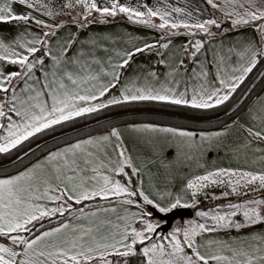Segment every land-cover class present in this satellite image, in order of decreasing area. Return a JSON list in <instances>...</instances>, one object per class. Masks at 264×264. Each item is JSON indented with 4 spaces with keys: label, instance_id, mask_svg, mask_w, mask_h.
<instances>
[{
    "label": "snow or ice",
    "instance_id": "6c2138e0",
    "mask_svg": "<svg viewBox=\"0 0 264 264\" xmlns=\"http://www.w3.org/2000/svg\"><path fill=\"white\" fill-rule=\"evenodd\" d=\"M206 2L221 12L233 30L252 27L258 34L259 44L248 41L228 47L226 54L218 51L212 79H209L207 66L197 62L199 70L193 68L189 78L193 82L191 95L188 83L185 81L181 90L182 82L176 79L180 68L187 71L181 59L164 82L159 81L156 72H149L147 76L130 80L120 89L119 96L104 102L101 98L121 83L120 70L126 68L137 53L169 48L171 37L178 35L181 28L190 36L203 34L208 38L216 35L211 30L213 27L221 33L229 29L215 18L194 23L177 19L173 14L184 13L181 7L169 10L146 3L133 7L121 0H104L103 3L64 0L57 8L53 0H0V24L16 29L11 36L0 34V132H3L0 154L10 153L54 126L109 105L156 101L212 109L224 104L264 58V0ZM121 14L133 23L160 29L161 40L131 49H109L99 44V38L92 37L84 42L91 45L92 51L81 49L75 57L67 58L78 42L77 35L70 34L66 40H60L57 33L61 29L72 24L79 30ZM64 15L69 19L61 20ZM49 17L53 18L51 22L46 19ZM157 18L159 23L155 22ZM103 39L116 42L111 37ZM204 46V40H189L184 53L195 62ZM100 47L111 55L106 59L96 56L95 49ZM233 56L236 57L235 65L228 66ZM46 60L51 63L46 64ZM250 118L264 126V109L252 111ZM132 130L165 134V142L173 149L184 145L197 147V137L202 146L224 134L197 133L155 124L133 125ZM245 132V148L253 140L264 143V127L261 130L246 128ZM164 146L160 145L161 152ZM109 150L114 155H110ZM257 151L264 152V149ZM259 159L264 161V156ZM126 169L136 175L141 172L134 166L120 130L112 128L107 135L78 140L51 151L43 160L16 174L0 175V264H113L109 258L113 255L136 256L138 244L141 245L142 264H264V232L231 240L205 239L206 233L218 230L240 231L264 225V196L229 201L215 209L200 211L198 216L205 218L204 222L189 221L184 227L159 236V224L153 222L152 212L147 209L153 207L168 212L180 205V197H175V202L167 207L161 206L146 194L142 182L133 186L132 176ZM118 176L127 179L122 182ZM209 185L230 188L223 192V198L264 192V170L218 167L195 175L185 188L195 198ZM155 196L163 200L165 196L171 198L172 194L156 190ZM97 200L110 205L115 200L122 210L104 205L90 208L86 204ZM132 207L137 210L131 211ZM54 217L64 219L57 226L46 228L45 221L51 223ZM124 264H127L126 259Z\"/></svg>",
    "mask_w": 264,
    "mask_h": 264
},
{
    "label": "crops",
    "instance_id": "0c3cea01",
    "mask_svg": "<svg viewBox=\"0 0 264 264\" xmlns=\"http://www.w3.org/2000/svg\"><path fill=\"white\" fill-rule=\"evenodd\" d=\"M99 2L103 3L104 0H99ZM121 3H128L133 7L146 3L151 7H165L169 10L175 7H181L185 10L184 13H174L173 15L177 19H186L189 23H194L196 20H204L208 18L216 19L221 16V13L207 4L206 0H121ZM187 13H191V15H187ZM46 19L51 22L53 18L49 17ZM155 22L159 23L158 18ZM227 29H229V31L224 33H221L218 29L215 31L212 30L213 33H216V35L212 38H208L203 34L193 37L186 34L185 29H179V34L171 37L169 48H156L151 51L146 50L143 53H137L133 57L130 64L126 68L120 70L122 72L121 83L117 85L116 88L111 89L109 93H106L101 100L106 102L107 99H110L112 96H119L120 89L126 83L130 80H135L137 77L147 76L149 72H156L159 81L164 82L167 78V74L172 70V68L179 64L181 59L184 60L187 71H185V68L183 67L180 68V72L176 76V79L181 80L182 82L181 90L185 86L184 82L186 81L188 83L189 95H191L193 82L189 78L192 75L193 68H197V70H199L197 62H203L207 66L209 79H212L216 70L215 54L218 51L226 54V49L228 47H231L234 44L239 45L240 43L248 41L259 44L258 34L254 32L250 26H241L239 29L235 30H233L231 26ZM15 31L16 29L12 25L0 24V34L11 36L15 34ZM70 34H76L78 42L70 49L67 57L68 59L75 57L81 49L85 52L92 51L91 45L84 43L92 37L99 38L98 42L102 47H107L109 49H131L133 46L142 47L145 43L154 44L157 41H160L161 36L163 35L160 29L133 23L123 14L118 15L111 21L94 22L86 28L79 30L75 25L69 24L57 33V38L60 40H66ZM103 37H111L116 42L113 43L112 40H104ZM194 39L205 41L204 49H202L201 53L197 54L195 62L184 53V46L189 40ZM52 43L53 51H55V40ZM221 44H223L222 48ZM102 47L95 49V55L102 59H106L108 55H111V53H105L102 50ZM161 60L166 61V63H160ZM235 62L236 57L233 56L230 65L228 66H234ZM50 63L51 61L46 60V64ZM37 75L40 74L37 73ZM262 109H264V89L245 109V111H243L237 122L230 126L212 129L184 127V129L196 131L197 133H224L220 137H214L211 141L203 143L202 146H199L200 142L197 137V147L184 145L177 149H173L165 142V134L142 133L134 132L132 130L133 125L140 124H155L163 127H174L170 125L155 122H132L120 124L115 128L120 130L121 138L127 147L128 153L132 157L134 166L141 169L139 174L140 183L142 182V187L146 194H150V197L154 198L156 202L161 204L163 207H167L170 203L175 202V197L179 196L180 205L177 207L193 208L197 204V197L193 198L190 192L186 190L185 186L187 181L195 175H202L206 170H213L218 167L254 171L264 170V161L259 159V157L264 156V152L257 151V149H264V143H257L253 140L252 144L245 148L247 138L245 129L251 127L254 128V130H261V128L264 127L259 122L253 121L250 118L252 111L260 112ZM110 130L111 129L57 146L44 153L25 167L31 166L32 164L43 160L44 157L51 151H56L57 149L63 148L68 144L75 143L78 140L107 135ZM2 135L3 132H0V136ZM161 144L165 145L162 152L160 151ZM109 154L114 155L111 153V150H109ZM161 160H163V164L161 163ZM169 162H171L170 166L164 167V164H168ZM24 168L18 171H21ZM16 173L17 171L6 175H13ZM117 179H119V176ZM156 190L163 193L170 192L172 196L171 198L165 196L163 200H160L155 196ZM194 204L195 206H193ZM97 205L116 206L118 211L122 210L117 201H112L111 205L109 202ZM97 205L90 206V208H94ZM216 207L217 206H215L214 203L211 205L210 209L199 211H209L211 209H215ZM130 210L136 211L137 209L132 207ZM147 210L152 212L153 220V210L158 209L153 208L151 210ZM204 221L205 219L200 220V222ZM163 223L164 221L160 223V225ZM208 223L211 224V221L209 220ZM57 225L58 222L49 225L46 228ZM259 232H264V225H256L240 231L218 230L213 233H206L205 239L231 240L233 237H245L250 233ZM109 258L113 261V264L122 263L120 262L121 258L119 256L117 257L116 255H113ZM135 264H139V261H136ZM140 264H142V262H140Z\"/></svg>",
    "mask_w": 264,
    "mask_h": 264
},
{
    "label": "trees",
    "instance_id": "16d2710c",
    "mask_svg": "<svg viewBox=\"0 0 264 264\" xmlns=\"http://www.w3.org/2000/svg\"><path fill=\"white\" fill-rule=\"evenodd\" d=\"M64 0H53L54 5L58 8ZM79 11V10H77ZM73 16L76 15L72 14ZM95 15V14H94ZM68 20V16H61ZM114 18H108L111 21ZM264 89V58L260 59L256 67L249 73L243 83L232 94L231 98L224 104L212 109H194L187 105H171L156 101H137L126 102L119 105H109L95 113L86 114L82 117L75 118L70 122L54 126L50 130L39 133L30 138L22 146L12 150L7 154H0V175L14 173L35 159L50 151L51 149L65 143L97 134L123 123L132 122H155L174 127H185L195 129H212L223 128L237 122L239 116L255 100V98ZM27 153V155H25ZM132 184H140V177L130 171ZM123 182L127 177L119 176ZM220 190L218 187H209L202 190L196 195L197 204L193 207L194 212L197 210H208L211 205H207L208 197L211 193ZM206 194V195H205ZM208 196V197H207ZM115 201V200H113ZM107 201H88L86 204L90 207ZM211 203H213L211 201ZM83 206V205H80ZM153 209L152 207L148 208ZM67 216V214H66ZM64 217H54L51 223L45 221V227L60 222ZM141 245L136 246L137 255L122 258V263L127 260V264H135L136 261L142 262L140 255ZM118 257V256H117Z\"/></svg>",
    "mask_w": 264,
    "mask_h": 264
},
{
    "label": "rangeland",
    "instance_id": "374dc122",
    "mask_svg": "<svg viewBox=\"0 0 264 264\" xmlns=\"http://www.w3.org/2000/svg\"><path fill=\"white\" fill-rule=\"evenodd\" d=\"M76 12H73L72 14H75ZM221 13V12H220ZM61 20H63L64 18L63 17H60ZM217 21L219 23H221L223 25L224 28H228V27H231L232 25L228 22H226L223 18H222V14L220 17L216 18ZM217 28L213 27L211 30H216ZM219 30V29H218ZM218 187L220 190H218L217 192L215 193H211V195H209L208 197V201L206 202L207 205H211V204H214L215 203V206H218V205H226L229 201L231 202H239L241 200H247V199H250V198H253V197H259V196H264V192H249L247 195H243V196H235V195H231L227 198H223L222 197V194L223 192L225 191H230V188H228L227 186H221V185H209V187ZM208 187V188H209ZM206 195V194H205ZM213 197H221L220 199H214ZM211 201L213 203H211ZM195 206V204L193 205ZM159 211V210H158ZM200 211L197 210L193 216H189V217H185L184 219H181V218H178L174 221L172 227L169 229V230H166V231H163V230H159L157 231V235L159 236H166L168 235L170 232L173 231V229L177 228V227H184L189 221H197V222H200L201 219H205L203 217H200L198 216V213ZM163 213V212H162ZM165 213V212H164ZM239 219V218H238ZM153 220H154V223H158L159 224V227L161 226L160 223L163 222L162 219L156 217V216H153Z\"/></svg>",
    "mask_w": 264,
    "mask_h": 264
},
{
    "label": "water",
    "instance_id": "95a60500",
    "mask_svg": "<svg viewBox=\"0 0 264 264\" xmlns=\"http://www.w3.org/2000/svg\"><path fill=\"white\" fill-rule=\"evenodd\" d=\"M153 215L164 221V223L158 228V231H166L172 227L176 219H184L185 217L193 216L194 210L191 207H177L166 213H162L158 210H153Z\"/></svg>",
    "mask_w": 264,
    "mask_h": 264
}]
</instances>
